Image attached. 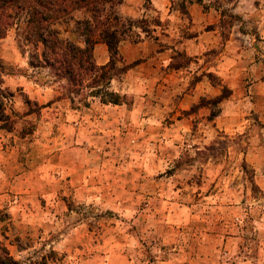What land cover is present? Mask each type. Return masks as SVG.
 <instances>
[{
  "label": "rangeland",
  "instance_id": "374dc122",
  "mask_svg": "<svg viewBox=\"0 0 264 264\" xmlns=\"http://www.w3.org/2000/svg\"><path fill=\"white\" fill-rule=\"evenodd\" d=\"M224 8L231 23L220 22L209 0H122L118 13L138 35L118 44L131 65L107 90L136 114L116 126L118 139L97 141L94 151L105 180L121 169V187L91 189L86 201L68 184L47 190L34 174L10 189L0 183V241L14 258L51 249L50 264H264V0ZM67 25L60 29L70 38ZM94 47V62L106 63L105 45ZM27 56L7 30L2 81L22 75L31 92L46 86L52 100L70 98L72 107L90 105L98 115L94 89L30 66ZM1 85L4 113L15 120L10 138H21L26 121L33 125L23 136L27 150L40 105L16 88L21 109L12 108ZM17 174L10 167V179Z\"/></svg>",
  "mask_w": 264,
  "mask_h": 264
},
{
  "label": "trees",
  "instance_id": "16d2710c",
  "mask_svg": "<svg viewBox=\"0 0 264 264\" xmlns=\"http://www.w3.org/2000/svg\"><path fill=\"white\" fill-rule=\"evenodd\" d=\"M235 1L209 0V4L219 10L222 24L231 23L234 16L226 12L224 5ZM121 2L122 0H0V38L13 28L15 42L21 51L27 52L30 66L46 67L56 77L67 79L72 86L94 89L92 93L98 95L102 103L120 104L124 96L107 90V86L113 76L131 65L122 61L118 54V44L130 36L134 40L138 35L133 30L135 25L119 15L117 6ZM203 6L207 7L208 4ZM76 13H80L81 17L75 18ZM65 24H68L70 38L62 36L60 26ZM97 42L104 44L108 53L107 62L101 65L93 60V48ZM1 84L0 73V121L5 122L3 128L10 132L15 120L4 113L3 101L8 93ZM224 96L223 92L220 93L213 99V103L219 102ZM69 100L71 101L70 98ZM24 101L29 103L26 98ZM10 110L14 112L13 109ZM30 112L31 110H26L18 116H25ZM25 123L28 127L24 126L17 132L19 137L30 134L33 130L31 122ZM54 255L53 250L49 249L19 260L0 241V264H50Z\"/></svg>",
  "mask_w": 264,
  "mask_h": 264
},
{
  "label": "crops",
  "instance_id": "0c3cea01",
  "mask_svg": "<svg viewBox=\"0 0 264 264\" xmlns=\"http://www.w3.org/2000/svg\"><path fill=\"white\" fill-rule=\"evenodd\" d=\"M3 79L2 84L12 93L11 107L21 109L17 99L19 96L15 93L18 88V91L26 93L29 97L32 95L33 99L38 101L40 116L37 128L32 134V145L28 144V149L24 151L22 149L25 137L10 138L9 132L0 129V183H6L10 189V183L13 184L11 187L21 185L28 181L25 178L27 174H34L44 182L42 184L47 190L60 187L61 183L68 184L75 190L77 198L86 201L94 198L91 189H103L107 187L105 184L113 185V188L121 187L117 181L121 179V169L116 168V179L105 180V177L100 175L108 170L102 166H94V151L97 141L111 142L112 135L115 140L118 139L116 126L127 116L136 114L133 107L101 103L102 108L97 107L98 115H93L90 105L76 108L71 106L69 100H52L51 92L48 93L46 86L35 84L31 92L29 81L22 75H10ZM126 136L127 134L124 138ZM12 166L18 174L10 179ZM99 197L102 198V194Z\"/></svg>",
  "mask_w": 264,
  "mask_h": 264
}]
</instances>
